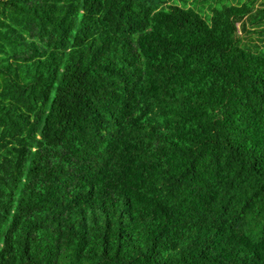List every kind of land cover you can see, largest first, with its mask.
Here are the masks:
<instances>
[{
    "label": "trees",
    "instance_id": "trees-1",
    "mask_svg": "<svg viewBox=\"0 0 264 264\" xmlns=\"http://www.w3.org/2000/svg\"><path fill=\"white\" fill-rule=\"evenodd\" d=\"M0 0V264H264V0Z\"/></svg>",
    "mask_w": 264,
    "mask_h": 264
},
{
    "label": "rangeland",
    "instance_id": "rangeland-1",
    "mask_svg": "<svg viewBox=\"0 0 264 264\" xmlns=\"http://www.w3.org/2000/svg\"><path fill=\"white\" fill-rule=\"evenodd\" d=\"M227 1H228V3H234V4H235V3H238L237 1H240V0H227ZM242 1H243V0H242ZM258 1H259V0H256V2L254 3L255 6L258 5Z\"/></svg>",
    "mask_w": 264,
    "mask_h": 264
}]
</instances>
